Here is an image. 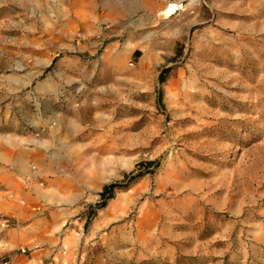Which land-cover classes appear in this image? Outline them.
I'll return each instance as SVG.
<instances>
[{
  "label": "rangeland",
  "instance_id": "374dc122",
  "mask_svg": "<svg viewBox=\"0 0 264 264\" xmlns=\"http://www.w3.org/2000/svg\"><path fill=\"white\" fill-rule=\"evenodd\" d=\"M4 218L44 264H264V0H0Z\"/></svg>",
  "mask_w": 264,
  "mask_h": 264
},
{
  "label": "crops",
  "instance_id": "0c3cea01",
  "mask_svg": "<svg viewBox=\"0 0 264 264\" xmlns=\"http://www.w3.org/2000/svg\"><path fill=\"white\" fill-rule=\"evenodd\" d=\"M21 202L23 201H19V204H21ZM16 216H18L19 219L23 220V211L20 210ZM25 232L26 231H23V226L13 227L3 231V233L0 235V239L4 240V242H7L10 248L14 250L19 246L23 247V244H25L27 241L29 242L27 236L25 235ZM49 255V249L41 246V248L27 254V256H18L13 260L12 264H44Z\"/></svg>",
  "mask_w": 264,
  "mask_h": 264
},
{
  "label": "built area",
  "instance_id": "2783aa9c",
  "mask_svg": "<svg viewBox=\"0 0 264 264\" xmlns=\"http://www.w3.org/2000/svg\"><path fill=\"white\" fill-rule=\"evenodd\" d=\"M11 224H12V221L10 219L4 218L0 222V228L3 229V230L8 229L11 226ZM15 251H16L15 253H19V254H27L28 253L27 249L24 248V247H20V248H18ZM10 252L14 253L13 250L10 251ZM9 263H10L9 262V258H2L0 260V264H9Z\"/></svg>",
  "mask_w": 264,
  "mask_h": 264
},
{
  "label": "trees",
  "instance_id": "16d2710c",
  "mask_svg": "<svg viewBox=\"0 0 264 264\" xmlns=\"http://www.w3.org/2000/svg\"><path fill=\"white\" fill-rule=\"evenodd\" d=\"M165 72H167V69L163 71V74H161V76H160V78H159V80H160L161 83H163V82L165 81V75H164ZM154 164H155L154 162H148V163L145 164V166L148 168L149 166L154 165ZM131 175H132V174H131ZM121 186H122V185H121L120 183L111 184V185H109L108 187H105V188H104V191L102 192V195H104V193H105L106 191H109V193H110V192H112L115 188H120Z\"/></svg>",
  "mask_w": 264,
  "mask_h": 264
},
{
  "label": "bare ground",
  "instance_id": "6f19581e",
  "mask_svg": "<svg viewBox=\"0 0 264 264\" xmlns=\"http://www.w3.org/2000/svg\"><path fill=\"white\" fill-rule=\"evenodd\" d=\"M178 8H180V5L176 3H169L167 6H165L161 12L164 19L169 18Z\"/></svg>",
  "mask_w": 264,
  "mask_h": 264
}]
</instances>
